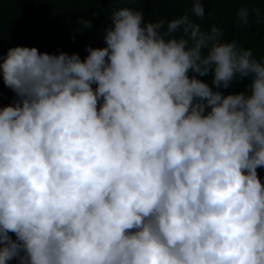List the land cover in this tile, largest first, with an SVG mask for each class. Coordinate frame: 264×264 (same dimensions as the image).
Wrapping results in <instances>:
<instances>
[{
    "label": "clouds",
    "instance_id": "9594fccd",
    "mask_svg": "<svg viewBox=\"0 0 264 264\" xmlns=\"http://www.w3.org/2000/svg\"><path fill=\"white\" fill-rule=\"evenodd\" d=\"M162 29L123 7L83 60L0 57L17 97L0 107V264H264V61L187 14Z\"/></svg>",
    "mask_w": 264,
    "mask_h": 264
},
{
    "label": "trees",
    "instance_id": "16d2710c",
    "mask_svg": "<svg viewBox=\"0 0 264 264\" xmlns=\"http://www.w3.org/2000/svg\"><path fill=\"white\" fill-rule=\"evenodd\" d=\"M202 5L205 14L201 19L191 12L192 0H0V57L9 48L24 46L53 55L78 53L83 60L87 47L106 46L104 29L111 23L113 11L127 7L141 11L145 24L163 21L162 31L168 22L187 14L202 31L216 26L223 33L221 41H235L238 48L250 50L255 59L264 61V0H202ZM241 9L248 11L247 23L238 15ZM83 20H90L92 28L86 29ZM197 78L211 86V75ZM249 83L245 78L219 90L224 95L241 93ZM16 99L0 78V107ZM257 172L264 183V167ZM8 264L18 262L13 259Z\"/></svg>",
    "mask_w": 264,
    "mask_h": 264
}]
</instances>
